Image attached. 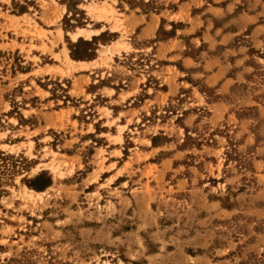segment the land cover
I'll use <instances>...</instances> for the list:
<instances>
[{
  "label": "rangeland",
  "instance_id": "obj_1",
  "mask_svg": "<svg viewBox=\"0 0 264 264\" xmlns=\"http://www.w3.org/2000/svg\"><path fill=\"white\" fill-rule=\"evenodd\" d=\"M206 55L222 91L191 74ZM0 264H264V0H0Z\"/></svg>",
  "mask_w": 264,
  "mask_h": 264
},
{
  "label": "crops",
  "instance_id": "obj_2",
  "mask_svg": "<svg viewBox=\"0 0 264 264\" xmlns=\"http://www.w3.org/2000/svg\"><path fill=\"white\" fill-rule=\"evenodd\" d=\"M183 7L184 6H181L180 9H182ZM117 11L119 12V16H120L119 19L120 21H122L123 28L128 29L131 33L134 32L133 34L134 40L137 39L138 41L148 42L151 39H153L156 27H158V24H159L157 15H139L138 16L136 13L131 14V11L128 7L117 9ZM127 11L129 13H127ZM107 25L110 28V25L112 24L109 23ZM121 31L122 29L120 30V32H113V33H117L118 35L121 36L122 35ZM159 47L160 48L163 47V44H159ZM120 55H122V52L120 53ZM113 57L115 58L117 57V55L115 54ZM67 59L69 60V62H71L76 67H87L85 69L79 68L71 72L69 74V76L71 75V78H70L71 81H73L74 79L75 82L78 83L77 84L78 86H80V84L83 83V85L81 86L82 88L81 90H83L86 85H91L93 82V79L91 77L98 76L97 75L98 68L93 66L94 63H97V60L91 59V60H85V61L83 60L75 61V60H71L69 56H67ZM180 60H181L182 67L186 71L196 70L198 67L196 63L197 59H194L187 55L181 56ZM215 60H216L215 57L211 55H206L202 60L201 69L199 71L191 72V74L193 76L195 75V77H198L200 76V74H202L201 76L203 77V80L205 84L207 85V87L209 88L218 87L219 90L222 91L223 87L225 86L224 78L225 80H227L226 79L227 76H224V75H226L225 72H228V71L222 65V61L219 64V63H216ZM162 70H163L162 68L158 69L155 73H157L160 76V72ZM170 77L171 76H169L168 78H169L170 89H172L173 83L171 82ZM97 90L100 92V95L102 98L108 99L109 102H113L119 106H121V104H125L127 106L132 104V101H134L135 95L137 93V90H135L134 87L127 88L126 90H122L121 92L115 90L112 87H101V88H98ZM108 92L110 94H106ZM124 96H126L125 100L121 101V98ZM124 113L127 114L128 111Z\"/></svg>",
  "mask_w": 264,
  "mask_h": 264
},
{
  "label": "trees",
  "instance_id": "obj_3",
  "mask_svg": "<svg viewBox=\"0 0 264 264\" xmlns=\"http://www.w3.org/2000/svg\"><path fill=\"white\" fill-rule=\"evenodd\" d=\"M74 60H82L78 57H72ZM51 186V177L47 173L42 172L34 179L28 182L27 187L37 193L44 192L47 188Z\"/></svg>",
  "mask_w": 264,
  "mask_h": 264
},
{
  "label": "bare ground",
  "instance_id": "obj_4",
  "mask_svg": "<svg viewBox=\"0 0 264 264\" xmlns=\"http://www.w3.org/2000/svg\"><path fill=\"white\" fill-rule=\"evenodd\" d=\"M103 13H107V14H111L112 12L111 11H107V10H102ZM99 33L98 32H85L83 29H77V33L71 35V38L73 40V42H76L79 38H82L84 37L85 39H89L91 36H97ZM123 46H120V48H122ZM109 51V50H108ZM65 54V53H64ZM65 58H66V61H69L66 57V54H65ZM29 192L33 193V191H30ZM36 195H40L38 193H35Z\"/></svg>",
  "mask_w": 264,
  "mask_h": 264
}]
</instances>
